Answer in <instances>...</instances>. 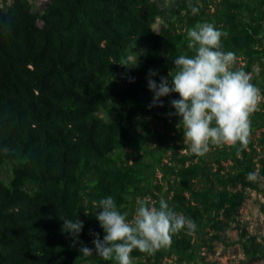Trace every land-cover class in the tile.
<instances>
[{
	"label": "trees",
	"instance_id": "1",
	"mask_svg": "<svg viewBox=\"0 0 264 264\" xmlns=\"http://www.w3.org/2000/svg\"><path fill=\"white\" fill-rule=\"evenodd\" d=\"M202 22L226 33L231 67L250 74L261 99L246 143L181 153L182 124L169 115L179 94L149 107L146 77L170 79L173 58L194 54L187 32ZM261 150L264 0H48L41 11L0 0V264H117L80 252L104 234L93 201L107 195L128 219L138 197L157 207L163 198L195 224L151 253L133 249L131 264H228L210 257L218 244L239 245L243 257L229 264L262 261L264 235L240 219L251 192L264 196ZM61 218L83 222L78 238Z\"/></svg>",
	"mask_w": 264,
	"mask_h": 264
},
{
	"label": "clouds",
	"instance_id": "2",
	"mask_svg": "<svg viewBox=\"0 0 264 264\" xmlns=\"http://www.w3.org/2000/svg\"><path fill=\"white\" fill-rule=\"evenodd\" d=\"M196 13L198 9L192 7ZM226 35L209 22H202L187 32L188 47L193 55H178L173 58L175 72L169 77L160 76L159 82L152 77L156 70L149 69L147 87L153 93L149 107L162 106L161 97L178 93L170 101L174 109L169 115L179 118L184 140L190 141L193 153L208 151L209 143L243 145L247 142L249 114L260 99L259 89L250 82V74L242 69L233 70L234 54L222 49L221 37ZM256 174L250 172L249 179ZM95 217L103 229L93 235L94 248L81 245L82 255H95L113 259L117 264H131L133 249L151 253L166 244L170 233L182 228L194 229L195 224L183 214L174 211L165 199L157 207L147 197L136 199L131 219L121 212L111 195L93 201ZM99 208V211H97ZM62 228L77 237L83 222L61 218Z\"/></svg>",
	"mask_w": 264,
	"mask_h": 264
},
{
	"label": "rangeland",
	"instance_id": "3",
	"mask_svg": "<svg viewBox=\"0 0 264 264\" xmlns=\"http://www.w3.org/2000/svg\"><path fill=\"white\" fill-rule=\"evenodd\" d=\"M48 0H32L34 10L35 11H41ZM159 1L160 5L163 7L169 6L171 3L175 2L176 0H157ZM162 25V21L158 20L157 24L154 26V29L156 31H159L160 27ZM261 99V96H260ZM260 99L257 101V103L260 101ZM140 133H143L142 129H139ZM212 143V142H211ZM214 144V143H212ZM177 145H184L187 148L181 149V153H185L187 151H191L190 148V141L184 140V136H182L178 141ZM262 153H264V150H261ZM170 154V152H168ZM168 160V158L166 159ZM4 179L7 175L6 171L3 172ZM160 177V175H159ZM167 186H164V191H166ZM259 202H264V196L261 194H258L256 192H251L249 195V198L247 199L245 205L241 209L240 219L243 222V226L247 227L249 232L252 234H260L264 235V213L260 210ZM229 235L232 237H236L238 232L237 230H229ZM216 252L215 254H211V258H219L222 262L229 264V259H240L242 258V254L240 252V247L233 246L225 250L222 248V245H216L215 248ZM204 252H207L204 250ZM233 264V263H230ZM255 264H264V260L255 262Z\"/></svg>",
	"mask_w": 264,
	"mask_h": 264
}]
</instances>
